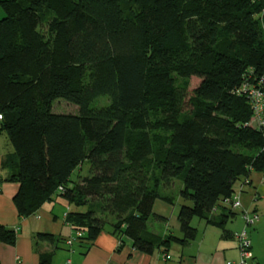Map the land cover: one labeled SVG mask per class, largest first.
<instances>
[{
    "label": "trees",
    "instance_id": "obj_1",
    "mask_svg": "<svg viewBox=\"0 0 264 264\" xmlns=\"http://www.w3.org/2000/svg\"><path fill=\"white\" fill-rule=\"evenodd\" d=\"M0 5V133L13 147L4 161L19 184L13 201L23 218L58 198L75 207L71 244L49 232L39 239L86 249L109 230L152 252L194 239V217L231 233L236 211L222 200L264 174V126L246 88L264 92V0ZM102 95L109 103L92 107ZM58 99L78 112L54 111ZM175 179L191 202L179 209L182 235L153 231L152 216L166 219L155 202H174L161 189ZM16 239L0 224V242ZM52 258L44 252L40 264Z\"/></svg>",
    "mask_w": 264,
    "mask_h": 264
},
{
    "label": "crops",
    "instance_id": "obj_2",
    "mask_svg": "<svg viewBox=\"0 0 264 264\" xmlns=\"http://www.w3.org/2000/svg\"><path fill=\"white\" fill-rule=\"evenodd\" d=\"M1 119L0 115V126ZM12 151L13 147L6 152L0 151V224L16 229L17 239L13 244L0 242V264H40L41 254L47 251H53L52 264H226L229 260L238 262L240 250L234 233L241 231L246 225L242 216V211L245 210L260 215V220L248 227L253 256L247 264H264L263 173L253 172L249 184L238 187L242 206L235 209L236 214L228 218L226 228L231 233L225 234L220 227L201 219L203 223L199 227L195 226L197 234L194 239L183 244L173 242L168 249L160 247L152 252H144L136 249L131 239L124 238L121 242L109 230L101 232L95 242L82 249L69 245L68 241L53 244L37 237L38 232H49L66 240L74 238L76 232L66 221V213L75 207L64 199L58 198L66 203L61 220L50 202L43 204L33 215L24 218L19 216L13 201L19 184L7 180L14 168L4 163L7 154Z\"/></svg>",
    "mask_w": 264,
    "mask_h": 264
},
{
    "label": "rangeland",
    "instance_id": "obj_3",
    "mask_svg": "<svg viewBox=\"0 0 264 264\" xmlns=\"http://www.w3.org/2000/svg\"><path fill=\"white\" fill-rule=\"evenodd\" d=\"M5 15L4 10L2 6L0 5V17H3ZM107 95H102L98 97L95 101L92 103V107H100L103 105H106L109 103ZM54 111L61 112V113H76L78 112V106L74 103L68 102L64 99H58L55 101L53 106ZM8 150H12V145L7 137L6 132L0 133V151L6 152ZM88 173V167L83 166V169L81 170V174H87ZM77 172L73 173V177L76 176ZM183 180L182 179H175L171 187H163L161 189V192L164 195L173 196L174 202L168 203L162 199H157L154 205V212L161 213L166 216V219H159L154 216H152L149 219V227L153 231L156 232H168L172 231L176 235H182V231L179 227L178 222V213L179 209L182 204H191L190 201L185 200L181 197L180 190L183 188ZM55 208L54 212L59 214L60 220L62 219V211L66 207V203L62 199H58L56 201L50 202ZM80 210H85V207H80ZM109 221H111L113 218L108 216ZM203 223V220H201L198 217H194L192 220V225L199 227ZM111 225L108 223L106 224V229H109Z\"/></svg>",
    "mask_w": 264,
    "mask_h": 264
},
{
    "label": "built area",
    "instance_id": "obj_4",
    "mask_svg": "<svg viewBox=\"0 0 264 264\" xmlns=\"http://www.w3.org/2000/svg\"><path fill=\"white\" fill-rule=\"evenodd\" d=\"M250 93L251 101L254 106L255 118L258 125L264 126V92L261 89L255 87H246ZM246 90V91H247ZM2 116V115H1ZM240 191L234 192L232 196L226 197L222 200V203L237 209L242 206ZM242 216L245 220V227L241 231L235 232L240 250V259L238 262L229 260L226 264H247L252 254V243L248 233V227L255 224L260 220V215L257 212L242 211ZM79 233V232H78ZM80 235V233H79ZM69 244L72 243V238L68 240ZM170 256L168 255L167 258Z\"/></svg>",
    "mask_w": 264,
    "mask_h": 264
}]
</instances>
